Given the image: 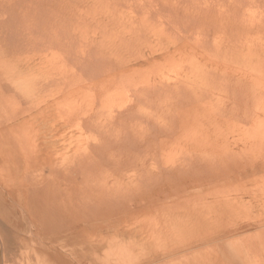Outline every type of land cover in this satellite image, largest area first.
Here are the masks:
<instances>
[{"label":"rangeland","instance_id":"rangeland-1","mask_svg":"<svg viewBox=\"0 0 264 264\" xmlns=\"http://www.w3.org/2000/svg\"><path fill=\"white\" fill-rule=\"evenodd\" d=\"M39 1L42 4L31 6L26 3L27 10L40 9L37 10L40 14L37 20L13 23L16 17L7 13L9 6H2L0 1V14H5L6 28L14 33L22 27L29 34H38L43 26L48 28L57 24L58 29H62L58 34H68L63 30L64 25L68 27V20L51 16L53 11L49 6L53 0ZM105 6L86 7L82 12L80 18L95 15L100 19H94L93 24H84L75 48L86 43V37L93 40L92 34H118L111 27L113 25H108V20H103L108 9ZM248 6L244 4L240 10L236 8L235 19H259V9ZM57 7L55 11L59 9ZM142 12L136 7L128 13L138 20ZM220 21L218 29L206 36L208 43L216 41V44H208L213 45L209 47V55L204 57L202 52L195 50L163 68L165 73L160 71L163 75L158 74L173 78L198 62L200 65H218V75H225L229 81L249 77L246 95L257 96L264 78H259L251 60L239 55L242 49L246 54L248 47L251 49L264 43V32L250 29H245L248 33L243 29L232 32L229 31L231 20L222 18ZM104 26H110V29H104ZM149 34H155L157 39H164L163 43H167V34L174 33L154 29ZM9 36L0 24V40L9 41ZM99 36L94 45L100 50L107 48L105 37ZM228 37L233 45L229 54L226 48L222 49L229 44ZM233 41L245 45L241 49V45ZM215 46L219 51H212ZM149 52L145 49L141 55L149 56ZM57 53L55 48L45 52V56L55 57ZM1 60L5 61V58ZM5 64L7 67H0V83L5 86L0 90V264H264V97L257 105L258 110L246 121L241 120L242 112L236 110L238 102L226 95L221 86H216L215 91L203 95L202 102H197L193 111L198 113V118L188 109L193 106L190 102H195L189 99L179 104L182 113L179 107L175 109L178 112L169 110L171 113L167 107L153 110L152 116L154 113L155 116H151L149 128L163 125L161 129L168 128L170 133L161 139L165 140L162 145L156 146V161H145L143 156L134 161L135 170H139L137 175L141 176L135 177L129 173L133 166L124 162L125 167L118 166L106 157L109 155L105 153L107 148L84 152L85 144L97 140L100 133L70 136L73 121L72 125L60 126L63 107L78 102L79 108H86L93 102L92 98L66 101L57 109L52 107L45 111L43 103L35 99L38 96L34 97L25 84L36 72L13 69ZM136 77L132 83L145 81L143 75L144 79ZM55 87L50 86L44 95L53 92ZM198 87L204 88L203 85ZM218 88L221 89L218 91ZM123 102L126 103L125 99L104 101L103 114L108 113L109 106L114 108ZM174 106L171 104L172 108ZM14 108L17 113L11 111ZM160 110L164 113L161 114ZM188 111L191 112L189 115L186 114ZM203 120L208 121L204 122L209 127L206 124L201 126ZM198 121L200 124H196ZM141 125V120H135L129 123V128L141 131L145 124ZM189 127L198 133L197 136L189 131L194 134L189 137L190 141L186 140L189 133L185 134ZM111 131L107 133H113ZM201 136L204 140L200 141ZM127 147L119 146L113 154L120 151L123 156L131 148ZM189 157H192L190 161ZM184 159L191 165L180 169L178 166L184 164ZM173 166L177 167L173 169ZM164 168L173 170L169 173ZM147 171L151 175H147Z\"/></svg>","mask_w":264,"mask_h":264},{"label":"bare ground","instance_id":"bare-ground-1","mask_svg":"<svg viewBox=\"0 0 264 264\" xmlns=\"http://www.w3.org/2000/svg\"><path fill=\"white\" fill-rule=\"evenodd\" d=\"M0 1L3 3L2 6H9L7 13H10L12 17H16L13 19L12 23L16 21L21 22L22 20L27 19L30 21L37 20L38 16L40 15L37 14V10L40 9L27 10L29 6H26V3L31 6H34L36 3H41L39 0ZM99 4H103L108 7L107 11L103 14V20H108V25H113L111 27L118 34H92L93 40H91L90 37H86V43L82 42L79 47L75 48V41L82 34V27L84 24H93L92 22H94V19L95 21L100 19V17L96 18L95 15L86 19L83 17L80 18L82 12H84L86 7ZM244 4L253 6L252 8L255 7L256 10L259 9V13H257L259 16L257 17L259 19L254 17L255 21L254 19L250 21L248 20L250 18L243 16V18L235 19L237 17H235L236 8H239ZM52 5L49 6L53 11L51 16L57 17L58 19L62 18L68 20V27L66 25L63 26V30L68 34H58L62 31V29H58L57 24H53L48 28H43V26L39 30L38 34H29V32L27 30H23L22 27L19 28L20 31L13 33L6 28L7 21L3 20L5 18L4 12L0 14V24L5 29L6 34L11 36H9V41L3 38L0 40V67H2V65H6L5 63H7L8 65H11L13 69H31L35 71L36 73L33 78L28 80V82L25 84L30 93H33L34 97L38 96L35 97V99L40 100V102L43 103L42 108L46 107L44 108L45 111L47 109H52V107L57 109L60 104L65 103L66 101H79L87 97L93 99V102L87 105L86 108H79L80 106L78 102L77 105L72 102V106L67 105L66 108L63 107L64 110L62 113L64 116L60 118V126L70 125L72 123L71 121H73V129L75 130H70L72 132L70 136L76 133L78 135H87V133L92 134L93 132L100 133L99 137L97 136L98 134L96 135L98 137L97 140L94 139L93 142L85 144L84 149L86 151L84 152H89L94 148H98L100 150L107 148L108 152L105 151V153H109V155H106V157L108 156L109 160L116 163V165H123L124 167L125 165H129V167L133 166L134 161L140 156L145 157V161L147 159L155 160L154 156H156V154L154 153H156V146L159 143L161 144V142L165 141H161V139L163 137L165 138L167 132L170 133V130L168 128L161 129L163 125H161V128L155 126H153L155 127L154 129H152V127L151 129L149 128L151 125L149 123L152 121L151 116L153 110H158L160 108L165 109L167 107V111H172L173 109L174 111H177L175 109L178 107L179 110L182 109L180 108L182 105L179 106V104L189 99V101L194 100L195 102H190L193 106H190L188 109H190L192 114L198 118V113L193 111V109L197 107V102L203 98V95L215 91L216 86H221L223 88V92L226 93V95L232 97L238 102V105L236 104L237 109L236 107L235 109L242 112L243 118L241 120H248L249 116L258 110L257 105L260 102V99L262 100L264 97V83L259 85L261 89L260 94L258 93L259 95L257 94L256 96L254 93V97L248 96L246 95V91H248L247 87L250 78H245L242 75L243 77L239 78L238 80L229 81L225 78V75L222 77V75L219 74L221 76L220 78L218 75L220 69L218 68L219 66L216 65L217 62L215 63L216 66H214L208 65L206 63L200 65L198 64L199 62L196 64L195 61H192L195 63L194 65L188 63L190 66L192 65V67L189 69L187 68V71L184 70L185 72L181 73L179 76H172L173 78L165 76L162 77L160 76V73L163 75V73H165V69L163 68L168 67L174 60H181V58L184 56L186 57L192 52H195V50H199L200 53L202 52V56L204 54V57L206 56L205 54L209 55V51L211 50V48L209 50V47H212L213 45L208 46V44L211 45L214 42L216 44V41L213 43H208L206 36L218 29L217 25L221 22L220 20H222V18H227V20H231L233 22L230 24L229 31L232 30V32H236L240 29H250L256 31L257 33L264 32V0H53ZM54 5L59 6L57 7L59 8L57 11L54 10L56 8ZM250 6L248 7L250 8ZM136 7L143 11L141 17L138 20L130 17L132 13H128L134 11ZM240 9L241 8H239V10ZM97 25L99 26L100 24ZM109 27L110 26H104V29H110ZM101 29L103 30L102 26ZM154 29L167 30L174 34H169L170 37L167 34V43H163L164 39H157L155 34H149L150 31ZM245 31L247 32V30ZM99 35L105 37L107 48L103 47L100 50L98 47H96V45H94L93 42ZM159 35L161 36L163 34ZM212 35L214 36V34ZM215 37L217 36L215 35L214 38ZM211 38L213 39L212 36ZM155 40H157V42H155ZM212 41L213 40H211V42ZM228 41H230L229 44L224 46V48H221H226L228 50L227 53L229 54L230 51L232 53L233 45H230V37H228ZM235 43V48L237 47L236 44L241 45V42ZM224 44H226V42ZM255 44L256 43H254V45ZM244 45L245 44L239 47L242 49ZM216 46L213 47L214 49H212V51H219V47L217 48ZM239 47L238 49L241 51ZM55 48L58 50V53L55 57L45 56V52ZM145 49H149L151 52L149 56L141 55V52ZM247 50L248 51L245 54L242 53V49L240 53L241 55H239V57L243 56L242 58H246L245 60H251L250 63L255 64L254 67L257 69V72L260 75L259 78H264V43L257 44L256 47H251V49L248 47ZM176 57L178 58L176 59ZM4 58L5 61H2L1 59ZM229 61H231V59H229ZM212 63L214 62L212 61ZM221 64L222 63H220V65ZM5 67H7V65ZM236 69L234 68V70ZM241 70L239 68V71ZM178 71L180 72L181 70L179 69ZM158 72L160 73L158 74ZM227 72H229V70ZM142 75L145 77L144 82H141V84L132 83L134 78H137L136 76H141L142 78ZM254 77L256 78L257 76ZM142 79L141 81H143ZM53 85L56 86L53 92H48L49 94L44 95L48 91V88ZM202 85L204 88L202 87L199 89L200 87L198 86ZM4 87L5 86L0 83V90ZM252 88L254 87L252 86ZM219 89L221 88H218V91ZM190 91H192L193 94H191ZM92 99L90 101H92ZM108 99L110 101L115 99H125L126 103L123 102L114 108L109 106L108 113L103 114V105L105 106L104 101ZM17 100L19 99H16V101ZM24 101H26V99ZM202 101L203 100H201V102ZM171 104L172 106H175L172 108ZM106 105L108 106V104ZM98 106H100V111L97 109ZM259 107H262L261 104ZM11 111L13 113H17L14 112L16 111L15 108ZM190 111H188L186 114L189 115V113H191ZM179 112L182 113L181 110ZM163 113L161 111V114ZM154 114L152 117L155 116ZM162 116L165 117V115ZM183 118L181 117L180 119ZM135 120H141L142 127L143 124H145V127L142 130L140 129L141 131H137L138 129H135L134 131L133 129L129 128V123ZM204 121L208 122L203 120L201 122V126L206 124ZM176 122L177 121H175V123ZM199 122L200 121L196 122V124ZM138 124H140V122ZM134 125H136V123ZM216 125L217 121L215 123V126ZM199 126L200 125H197V127ZM241 126H243L242 123ZM206 127L209 126L207 125ZM190 128L192 129V127H189V130H185V134L187 132L190 135L187 136L188 138H186L188 141L191 139H189V137L194 135L192 133H195L198 136L196 130L192 132ZM109 130H112L113 133H107ZM189 131L192 133L190 134ZM197 131H199V128ZM205 131L207 132V130ZM183 132L184 131H182V135H185ZM204 138L207 139L206 136ZM176 139L178 141L180 140L178 138ZM195 139L197 140L198 138ZM201 140H204L202 136L200 138V141ZM196 142L197 141H195V143ZM205 143L206 142L203 144ZM170 144H172V142ZM123 145H128V147H131L129 148L127 154L122 156L120 151H117L116 154H113V151L117 147ZM191 159L192 157H189L188 161ZM188 161H183L184 164L181 163L178 167L180 169L189 167L191 164H189ZM123 162L126 164L124 165ZM137 163L139 164V162ZM152 164L155 165V163ZM176 167L177 166H173L171 168L175 169ZM136 168L134 166L132 169L130 168L129 173H131V176H135L137 173H139V170H135ZM167 168H164V170L169 171V173L171 170H173ZM145 173L147 175H151L149 171ZM135 177L133 179H135Z\"/></svg>","mask_w":264,"mask_h":264}]
</instances>
